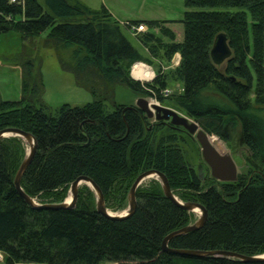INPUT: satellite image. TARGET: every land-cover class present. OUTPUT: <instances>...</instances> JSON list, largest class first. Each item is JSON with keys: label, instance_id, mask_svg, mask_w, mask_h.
<instances>
[{"label": "trees", "instance_id": "obj_1", "mask_svg": "<svg viewBox=\"0 0 264 264\" xmlns=\"http://www.w3.org/2000/svg\"><path fill=\"white\" fill-rule=\"evenodd\" d=\"M179 20L182 40L162 22L149 21L168 38L140 34L148 58H143L105 8L92 10L78 0H0V34L13 32L21 41L41 38L59 68L92 100L79 107L63 104L53 112L25 101L38 96V62L26 52L13 57L20 69L21 98L0 99V130L16 128L35 140L34 155L24 171L21 190L38 204L61 203L78 176L99 189L105 209L120 210L134 178L143 171L161 173L173 195L200 204L206 213L202 227L170 239V249L226 251L244 256L264 253V0H182ZM237 8L236 12H196L194 8ZM226 35L230 57L214 66L209 49L214 36ZM27 50V51H26ZM23 53V52H22ZM173 54L176 67L158 70L150 82L129 76L135 62L164 66ZM181 90L163 97L169 83ZM116 86L136 97H152L184 113L209 137L223 143L236 128L249 152L246 175L232 183L200 181L189 167L184 148L190 138L167 124L157 135L138 109L113 102ZM109 106V108H108ZM177 131L185 139L177 137ZM159 133V132H158ZM191 139V138H190ZM219 142V141H218ZM19 138L0 141V264H264L223 258L190 259L162 252L160 243L185 226L189 213L172 205L151 181L135 191L131 215L109 220L97 214L91 193L77 190L73 208L31 209L12 186L23 158Z\"/></svg>", "mask_w": 264, "mask_h": 264}, {"label": "rangeland", "instance_id": "obj_2", "mask_svg": "<svg viewBox=\"0 0 264 264\" xmlns=\"http://www.w3.org/2000/svg\"><path fill=\"white\" fill-rule=\"evenodd\" d=\"M38 1L40 2V4H42L43 2V0H38ZM81 1L84 2V4L88 2V4H90V6L92 7V8L88 7L90 9L100 8L99 0H81ZM142 2L143 0H136L134 2V6L138 7V11L140 10V13L137 16H141V17H144V15L149 16L148 15L149 13H154L156 17L167 16L170 18H175L176 14H179L184 9L182 0H146L148 5H153L155 7L160 8V9H156V11L148 10V14H147L145 11L141 9ZM238 10L239 9L237 8H226V7L194 8V11L196 12L199 11L236 12ZM46 33L47 31L42 33L39 38H34L32 40H24V41H21L18 34L13 32L0 34V99L5 101H16L21 98L20 69L18 68L19 66L17 67V65L13 64L14 62L13 57L26 53L23 50V48L26 47L27 50L30 49L32 51L36 59L38 58V62L34 64V71L36 69L38 72L40 88L38 89L37 98L34 99L33 97H27L25 101L32 103L34 105H43L51 112H53L56 108H58L63 104H67L72 107H79L84 105L85 103L90 102L92 100L90 94L83 88L75 85L74 78L70 73L63 72L59 68L57 60L52 50L41 47L40 45L41 38H43ZM139 35L140 34H138V36ZM127 39L132 45L134 44L136 45L135 40L129 38L128 36ZM222 66L223 64L220 66V68ZM136 67L137 66L133 68L131 73L133 77H137L136 73L138 71ZM263 92H264V85H263ZM137 98L138 97L134 96L127 88H124L122 86H116L114 88L113 102L115 104H120L125 107L131 106L134 104ZM142 98L150 101L151 103L156 102L162 107L169 108L175 111L176 113L185 116L182 111L177 110L171 106H167L165 105V103H160L155 99H153L152 97H142ZM261 107L264 110V104ZM147 123L150 126L160 123V125L163 128L158 127L159 133L157 132V135L161 133H169L167 131V126H166L168 123L166 122L155 121L154 119H147ZM177 137L180 139H185L186 136L182 132L177 131ZM188 139H189V143H188L189 145H185L186 148H184V151L186 157H188L189 160V167L193 169L195 174L199 177L200 181H204L210 178L208 168L200 158L197 144L192 139L190 138ZM209 139L211 140V142L215 141V139L211 137H209ZM20 141L23 145L22 148H23V157H24L25 152L27 150V145L26 142L22 140ZM214 146L218 149V151H222L224 149V151L229 154V156L231 157L232 161L236 166V171L238 175H246L249 169H251L247 165V161L249 159V152L241 141L239 128H236L235 131L232 132L230 136V140L227 143H223L222 141L220 142L216 141ZM151 181H154L157 185H159L158 181L154 180L153 178H149L144 180L138 186V188L139 187L145 188L149 186ZM81 187H85L91 193L92 200L94 203L95 196L92 190H90L87 186L83 184H80L77 190ZM128 190L125 191L124 201L122 202L123 207L120 210H116V211H110L106 209L108 213L119 215L126 210ZM68 198H69V194L67 189L62 202L67 200ZM187 213H189L190 217L188 222L185 224V226L193 224L197 220L199 215L197 210L194 212H187ZM1 261H2V256L0 255V263ZM103 264H114V263H103Z\"/></svg>", "mask_w": 264, "mask_h": 264}, {"label": "water", "instance_id": "obj_3", "mask_svg": "<svg viewBox=\"0 0 264 264\" xmlns=\"http://www.w3.org/2000/svg\"><path fill=\"white\" fill-rule=\"evenodd\" d=\"M230 54L231 51L228 47L226 35L222 32L217 33L214 36L209 49V58L211 63L214 66H221L230 57ZM134 108L140 110L144 114L146 119H154L155 121L166 122L173 128L182 129L186 133V135H188L197 144L200 158L208 168L209 176L211 179L220 183H232L236 181L238 174L236 171V166L231 157L227 152L224 151V149L222 151H218L213 146L216 141L220 142V140L216 136L211 135L215 138V141L210 142L208 140V135L210 134L204 132L193 120H191L187 116L180 115L169 108L162 107L158 103H150L148 102V100L142 97H138L133 105L126 106L124 110ZM9 137H16L24 142H28V147L25 155L13 176L12 186L17 195L31 209L60 210L73 208L76 201L77 188L80 184H83L94 193V210L97 214L109 220L123 219L131 215L135 208V191L138 186L144 180L153 178L154 180L158 181L163 197L167 199L172 205L186 212H193V210H197L199 213L197 220L193 224L172 231L162 239L160 243V249L162 252H165L172 256L190 259L223 258L243 263L264 262V254L256 256H244L219 250L196 251L168 248L167 243L170 239L200 229L205 221L206 213L204 208L200 204L179 201L171 193L165 177L155 170L143 171L135 177L128 190L127 208L123 213L119 215L111 214L106 211L99 189L90 179L85 176H78L69 184V200L67 202L63 201L58 204H38L33 199L28 197L20 188L21 177L34 155L35 140L29 133L16 128H4L0 130V141Z\"/></svg>", "mask_w": 264, "mask_h": 264}, {"label": "crops", "instance_id": "obj_4", "mask_svg": "<svg viewBox=\"0 0 264 264\" xmlns=\"http://www.w3.org/2000/svg\"><path fill=\"white\" fill-rule=\"evenodd\" d=\"M78 1L82 3L83 5H85L86 7H91L90 4H88V2L86 1H85L86 4H84V2H82L81 0H78ZM99 1H100V7L105 8L108 14L110 15V17L122 27V31L126 39L128 36L129 38L135 40L136 45L135 44L132 45L131 43L130 44L143 58H148V53L145 47L141 44L139 40V37L141 35L132 36L122 26V24L127 23V22L134 23V24L142 23L146 27V33L153 34L155 37L159 38L162 43H169L170 40L160 35L157 28H148L146 25V23L149 21L162 22L163 23L162 25L173 34L174 36L173 41L175 43H180L182 40V26L179 23V20L185 9H183L182 12H180L179 14H176L175 18H170L167 16H157L156 17L154 13L148 14V10L156 11V9H160V8L155 7L153 5H148L146 0H143L141 4V9L145 11L149 16L144 15V17H141V16H137L140 13V10L138 11V7L134 6V2L136 0H99ZM97 9H92V10H97ZM150 61L152 62V64H146L142 62L133 63L129 69L130 78L132 80L138 81V79L141 77V81L143 83L150 82L154 78V76L157 74L158 70L166 71V70H170L176 67L179 62V55L173 54L167 66H164V64L161 63L160 59H150ZM134 66H137L136 67L138 71L136 73L137 77H133L131 74ZM166 89H168L169 91L172 90L170 92H179L181 90V86L177 82L169 83Z\"/></svg>", "mask_w": 264, "mask_h": 264}, {"label": "built area", "instance_id": "obj_5", "mask_svg": "<svg viewBox=\"0 0 264 264\" xmlns=\"http://www.w3.org/2000/svg\"><path fill=\"white\" fill-rule=\"evenodd\" d=\"M13 2L14 0H10ZM122 26L132 35L136 36L138 34L146 33V27L142 23L134 24V23H124ZM139 83L142 84L141 77L138 79ZM160 94L165 97L171 94V92L168 89H163ZM156 103V102H155Z\"/></svg>", "mask_w": 264, "mask_h": 264}, {"label": "bare ground", "instance_id": "obj_6", "mask_svg": "<svg viewBox=\"0 0 264 264\" xmlns=\"http://www.w3.org/2000/svg\"><path fill=\"white\" fill-rule=\"evenodd\" d=\"M135 67V66H134ZM148 102H150V101H148ZM151 103V102H150ZM208 140L211 142V140L209 139V135H208ZM26 145H27V147H28V142H26ZM214 146V145H213ZM214 148L216 149V150H218L215 146H214ZM67 200H69V198L67 199ZM67 200H65L66 202H67ZM194 211H196V210H193V212Z\"/></svg>", "mask_w": 264, "mask_h": 264}]
</instances>
